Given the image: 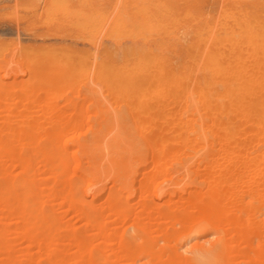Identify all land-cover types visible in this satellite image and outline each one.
<instances>
[{"label": "rangeland", "instance_id": "obj_1", "mask_svg": "<svg viewBox=\"0 0 264 264\" xmlns=\"http://www.w3.org/2000/svg\"><path fill=\"white\" fill-rule=\"evenodd\" d=\"M0 264H264V0H0Z\"/></svg>", "mask_w": 264, "mask_h": 264}, {"label": "bare ground", "instance_id": "obj_2", "mask_svg": "<svg viewBox=\"0 0 264 264\" xmlns=\"http://www.w3.org/2000/svg\"><path fill=\"white\" fill-rule=\"evenodd\" d=\"M20 81V80H19ZM110 130V129H109ZM115 134V133H114Z\"/></svg>", "mask_w": 264, "mask_h": 264}]
</instances>
